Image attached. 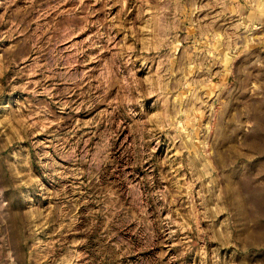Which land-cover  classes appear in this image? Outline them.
<instances>
[{
    "label": "rangeland",
    "instance_id": "1",
    "mask_svg": "<svg viewBox=\"0 0 264 264\" xmlns=\"http://www.w3.org/2000/svg\"><path fill=\"white\" fill-rule=\"evenodd\" d=\"M0 264H264V0H0Z\"/></svg>",
    "mask_w": 264,
    "mask_h": 264
}]
</instances>
